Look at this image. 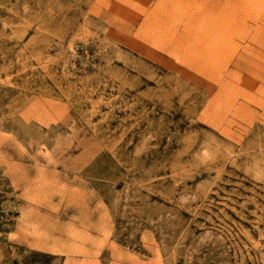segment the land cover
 <instances>
[{
	"label": "rangeland",
	"instance_id": "374dc122",
	"mask_svg": "<svg viewBox=\"0 0 264 264\" xmlns=\"http://www.w3.org/2000/svg\"><path fill=\"white\" fill-rule=\"evenodd\" d=\"M0 264H264V0H0Z\"/></svg>",
	"mask_w": 264,
	"mask_h": 264
}]
</instances>
